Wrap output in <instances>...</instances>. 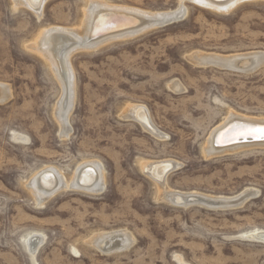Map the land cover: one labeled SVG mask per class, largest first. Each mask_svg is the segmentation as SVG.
<instances>
[{
    "label": "rangeland",
    "instance_id": "374dc122",
    "mask_svg": "<svg viewBox=\"0 0 264 264\" xmlns=\"http://www.w3.org/2000/svg\"><path fill=\"white\" fill-rule=\"evenodd\" d=\"M89 1L48 0L38 17L0 0V85L7 86L0 100V264H264V240L255 236L264 232V146L204 150L229 115L264 119V62L249 70L191 60L264 55V0L227 12L189 0H96L149 13L181 7L184 14L72 51L75 98L64 132L55 114L62 87L28 46L43 29L80 28ZM131 105L147 111L157 134L125 117ZM161 160L175 162L162 181L146 168ZM87 162L101 165L102 192L56 185L42 201L32 193L44 169L70 184ZM168 191L237 199L202 207L170 202ZM116 232L131 243L107 252L91 243Z\"/></svg>",
    "mask_w": 264,
    "mask_h": 264
},
{
    "label": "bare ground",
    "instance_id": "6f19581e",
    "mask_svg": "<svg viewBox=\"0 0 264 264\" xmlns=\"http://www.w3.org/2000/svg\"><path fill=\"white\" fill-rule=\"evenodd\" d=\"M47 1L48 0H12L15 7L23 6L38 17H40L43 7L45 3H47ZM189 1H192L205 9H209L215 12H227L244 0ZM182 10L183 9L180 7L175 11L149 13L132 8L130 9L113 7L101 1L91 0L89 1V4L84 11V21L80 28L65 29L50 27L47 29H43L38 33L37 38L33 41L32 44L28 46V48L49 63V66L53 70V73H55L57 79L59 80V83L62 87V96L60 101H58V103H60H57L58 105L55 114L60 124L59 126H61L64 132H66L67 129V119L70 112L72 111L75 98L74 77L69 63L71 52L77 49H86L88 51V49H95L97 46H100V44L103 45L102 43L105 42L132 37L133 35L154 27L157 28L173 24L177 22L178 18L184 14V11ZM65 48H67V50H65ZM63 49L65 50L64 54L61 53L63 52ZM228 56L222 57L213 54H194L191 60L194 64H197V66H215L220 68L236 69L239 64H242L243 66H247L249 70L255 69L264 62V55L262 53H246V55L244 54L230 57ZM3 85H0V100L4 99L6 96L5 88L7 86L4 88ZM173 85L174 84H172V86ZM148 115L149 114L142 106L135 105L129 106L128 110L125 113V117L131 118L134 121H138L142 127L148 129L151 128L150 130L157 134L158 131H155V128L153 127ZM226 127L227 130L225 132H220ZM257 128H264V119H254L249 117L246 118L242 116L239 117L237 115L231 114L228 118H226V120H224L223 123L221 122V124L213 129V131L210 133L209 141L207 140L208 146L204 150H206V153L209 155H216V153H218L219 155V153H225L234 150L236 151L237 149L240 150L241 148H249L251 146L255 147L257 145L264 146V139L255 138L253 135H247L252 137L251 140H245V142H240L235 145H223L237 141L239 137H247L245 135H240V133L248 129ZM253 140L257 141L254 142ZM174 163L171 160L155 161L147 164L146 168L147 171L151 175H153V177L162 181L166 179L167 175H169L170 171L174 167ZM68 183L69 182H67L64 177H62L58 173V171L52 168H46L41 171L38 176L32 181L31 189L36 199L40 201L54 192V187L56 185H63L66 187H71L73 185L74 187H77V189H81L82 191L84 190L94 194H98L102 192L105 184L101 165L98 162H87L82 164L80 167H78L75 176L70 181V184ZM70 187L69 189H72ZM195 193H169L168 191V194H166V196L168 195L170 202L174 201L178 204L186 202H198L204 205L202 207H220L227 204L230 205L231 202L237 199V197H210L205 196L204 194L200 195L199 193ZM163 198H165V196ZM261 232H257L255 236L261 240H264V232ZM91 243L94 245V247L97 246V248H100L102 251L107 252L116 248H125L128 244L131 243V239L123 232H116L111 234L108 233L97 235L93 239H91ZM32 244L34 245L32 251H35L38 245L35 243V241Z\"/></svg>",
    "mask_w": 264,
    "mask_h": 264
},
{
    "label": "snow or ice",
    "instance_id": "6c2138e0",
    "mask_svg": "<svg viewBox=\"0 0 264 264\" xmlns=\"http://www.w3.org/2000/svg\"><path fill=\"white\" fill-rule=\"evenodd\" d=\"M240 135H253L255 138L264 139V128L248 129L241 132Z\"/></svg>",
    "mask_w": 264,
    "mask_h": 264
},
{
    "label": "water",
    "instance_id": "95a60500",
    "mask_svg": "<svg viewBox=\"0 0 264 264\" xmlns=\"http://www.w3.org/2000/svg\"><path fill=\"white\" fill-rule=\"evenodd\" d=\"M232 125V124H231ZM227 130V127L223 130H221L220 132H225ZM252 137L251 136H247V137H239L237 141H234V142H230V143H227V144H223V145H235V144H238L240 142H245V140H251ZM259 140V139H258ZM254 142L257 141V140H253ZM228 205H223V206H220V207H226ZM230 206V205H229Z\"/></svg>",
    "mask_w": 264,
    "mask_h": 264
}]
</instances>
